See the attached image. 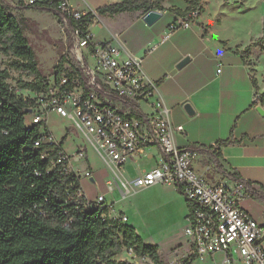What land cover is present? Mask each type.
Returning a JSON list of instances; mask_svg holds the SVG:
<instances>
[{
	"label": "built area",
	"instance_id": "2783aa9c",
	"mask_svg": "<svg viewBox=\"0 0 264 264\" xmlns=\"http://www.w3.org/2000/svg\"><path fill=\"white\" fill-rule=\"evenodd\" d=\"M35 1L41 0L24 3ZM47 1H55L53 18L64 32V41L70 42V57L66 56L58 75L53 72L47 84L29 96L31 110L27 113L32 115V124L41 126L34 140L35 146H44L41 157L49 156L59 144L46 123L48 114L55 111L71 120V126L87 137L110 168L107 192L115 190L120 198H125L154 184L180 186L189 206L184 234L193 255L208 257L221 252L228 264H264V224L257 223L240 205L241 199L249 194L246 182L219 174L209 161L202 172L195 169L194 161L207 155V146L175 143V133L183 132L184 127L171 121L168 109L156 97L157 84L143 72L141 57L126 52L119 34L94 40L91 26L96 23L103 26L95 9H76L69 0ZM199 13L196 8L185 16L176 15L161 41L175 29L189 27ZM253 97L258 101L255 88ZM142 103L148 104L152 111H144ZM148 147L159 153L155 165L133 178L127 177L124 165ZM210 149H217V145ZM83 158V149L70 156L61 146L50 163L66 161L64 170L78 175L79 169L73 168L72 162ZM211 171L219 174L218 180L210 178ZM85 176L90 181L93 178L88 169ZM75 196H84L81 186ZM113 203L106 201L103 193L86 199L87 206L109 207ZM102 216L111 215L107 210ZM113 216L127 220L123 213Z\"/></svg>",
	"mask_w": 264,
	"mask_h": 264
},
{
	"label": "trees",
	"instance_id": "16d2710c",
	"mask_svg": "<svg viewBox=\"0 0 264 264\" xmlns=\"http://www.w3.org/2000/svg\"><path fill=\"white\" fill-rule=\"evenodd\" d=\"M166 0H122L97 7L100 15H114L124 11L167 9L185 16L196 8L202 10L200 0H187V6H165ZM55 1L22 3L20 8L53 12ZM89 16V14H87ZM86 16V18H87ZM252 45L264 52V17L262 35ZM249 46L238 51L245 59ZM0 51L11 56L8 64L31 77L20 80L21 88L30 92L41 90L48 81L40 71L35 52L24 34L23 21L7 10L0 0ZM66 55H62L54 73L58 75ZM6 70H0V264H136L116 256L124 249L135 255H148L153 264H163L158 245L146 242L136 227L121 217L106 216L107 205H86L84 196H75L80 188L79 176L64 170L66 161L51 165L58 146L42 158L44 146H35L40 125L25 124L30 97L17 94L7 83ZM255 90L256 81L252 77ZM257 100L264 106V90ZM237 142L233 137L216 141L217 148ZM205 148L207 160L219 174L246 182L250 195L263 198V188H253L235 169H227L219 160L216 149ZM177 190L182 193L180 186ZM262 194V195H261ZM197 257L189 255L182 264H190Z\"/></svg>",
	"mask_w": 264,
	"mask_h": 264
},
{
	"label": "crops",
	"instance_id": "0c3cea01",
	"mask_svg": "<svg viewBox=\"0 0 264 264\" xmlns=\"http://www.w3.org/2000/svg\"><path fill=\"white\" fill-rule=\"evenodd\" d=\"M119 1L122 0H69L79 10L96 9ZM211 3L212 0H200L204 10L191 21L190 26L175 29L162 41L168 24L176 17L167 9L161 10V17L150 25L144 22V13L139 10L99 16L101 20H106L102 22L108 29L105 38L119 34L126 52L141 57L143 72L157 84L156 97L168 109L171 121L183 125L184 131L174 135L175 143L180 146L190 143L209 146L218 140L233 137L237 142L216 149L220 162L227 169H235L244 179L250 180L253 188L261 186L264 193V114L256 109L261 104L253 103L252 73L236 51L238 45L251 39L253 41L262 33L253 37L250 32L245 33L229 23L223 10L231 3L219 0L216 8ZM163 5L183 9L187 6V0H166ZM153 45L155 47L151 49ZM184 57H188V61L177 67L178 61ZM218 68L220 71H217ZM141 106L146 112L152 111L148 104L142 103ZM261 107L264 110V106ZM136 155L127 163L133 161ZM147 157L154 166L159 158L157 149L148 153ZM202 159L207 160V155L203 154L194 161L195 169L200 172L203 171ZM92 179L91 182H94ZM154 185L179 202L187 220L189 206L184 194L174 185L167 189L160 184ZM240 205L257 223L264 224L263 198L246 194ZM109 210L114 215L118 211L114 203L108 207ZM185 240L186 253L191 255V244L186 236ZM219 253L220 260L214 259L216 252L205 261L197 256L190 264H228Z\"/></svg>",
	"mask_w": 264,
	"mask_h": 264
},
{
	"label": "rangeland",
	"instance_id": "374dc122",
	"mask_svg": "<svg viewBox=\"0 0 264 264\" xmlns=\"http://www.w3.org/2000/svg\"><path fill=\"white\" fill-rule=\"evenodd\" d=\"M219 0H212L214 8L218 6ZM7 10L23 21L24 34L31 44L41 73L46 77H51L55 71V66L62 55L70 57V42L64 41V32L53 18L52 12L39 9L20 8L25 0H3ZM226 5V20L235 24L239 30L245 33L250 32L251 36L257 37L262 33V19L264 15V0H222ZM209 5V4H208ZM202 7V5H201ZM204 10V8L202 7ZM103 23L106 20H101ZM94 33V40H101L108 36L106 26L97 23L91 26ZM252 39L237 46L238 51H243L249 46L244 59L249 67L252 77L256 81L259 92L264 90V52L259 46L252 45ZM11 56H7L0 51V70H6V81L9 86L23 97H28L31 92L22 89L20 80H30L31 77L17 71L9 66ZM47 126L57 141L62 143V148L68 155H73L79 148L85 152V158L73 161V168L79 169V184L83 195L87 200L93 199L98 194L103 193L106 201H114L117 214L125 213L129 223H132L142 238L148 242L158 245L161 252L163 264H182L189 257L187 252V242L185 240L184 227L187 220L184 219L183 210L179 202L175 201L170 195L163 194V190L156 185L151 188L144 187L130 193L125 198H120L117 191L107 192L106 179L109 178L110 168L104 163L99 154L88 142L81 131L73 128L71 120L51 111L47 117ZM25 124L32 125V115H25ZM154 148H145L138 153L133 161L124 167L125 175L133 178L142 170L153 165V161L147 157ZM202 166L206 162L201 160ZM92 171L94 182L85 176V170ZM210 178H219V174L211 171ZM165 189L171 184H160ZM176 202V203H175ZM112 217L114 213L109 210ZM115 214V215H117ZM186 243V244H185ZM205 261L208 258L201 256ZM117 259H126L136 264H153L148 255L137 256L131 249L124 248L117 256ZM219 252L215 255V260H220Z\"/></svg>",
	"mask_w": 264,
	"mask_h": 264
},
{
	"label": "water",
	"instance_id": "95a60500",
	"mask_svg": "<svg viewBox=\"0 0 264 264\" xmlns=\"http://www.w3.org/2000/svg\"><path fill=\"white\" fill-rule=\"evenodd\" d=\"M162 15V11L159 9H151L144 13L143 15V20L146 24L150 25L154 23L158 18H160ZM188 61V57L182 58L180 61L177 63V67H180L184 65ZM186 108H188V105H185ZM256 109L259 111V113L264 114V110L262 109L261 105H257ZM30 108H26V112H30ZM92 179V178H91ZM93 180V179H92Z\"/></svg>",
	"mask_w": 264,
	"mask_h": 264
}]
</instances>
